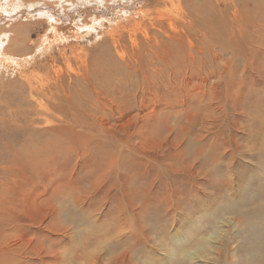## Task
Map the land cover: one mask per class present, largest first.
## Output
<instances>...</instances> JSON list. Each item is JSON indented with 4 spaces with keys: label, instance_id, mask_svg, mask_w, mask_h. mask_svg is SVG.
Masks as SVG:
<instances>
[{
    "label": "bare ground",
    "instance_id": "bare-ground-1",
    "mask_svg": "<svg viewBox=\"0 0 264 264\" xmlns=\"http://www.w3.org/2000/svg\"><path fill=\"white\" fill-rule=\"evenodd\" d=\"M41 1L3 0L0 22L20 4L52 30L127 9ZM167 3L151 42L112 39L109 72L78 57L70 82L0 107V264H264V8L229 22ZM36 23L1 25L0 50Z\"/></svg>",
    "mask_w": 264,
    "mask_h": 264
},
{
    "label": "rangeland",
    "instance_id": "rangeland-1",
    "mask_svg": "<svg viewBox=\"0 0 264 264\" xmlns=\"http://www.w3.org/2000/svg\"><path fill=\"white\" fill-rule=\"evenodd\" d=\"M2 1L0 0V3ZM72 1L84 2L83 0ZM115 1L124 5L127 9L120 12L121 9L118 8L113 13L111 12V15L106 16L107 19H104V23H101V25L95 16L96 14L91 17L74 14L77 17L76 20L60 21L52 30L46 18H38L40 17L38 13H35L34 9H29L28 6H24V4H20V8L16 9L10 17L3 15L4 20L0 22V26L2 25L6 30H9L11 26L16 28L21 25V28H26L27 24L37 23L33 25L32 33L29 39L26 40L25 50L13 51L9 55L4 53L6 46L2 48V51L0 50V107L7 108L12 103H22L24 95L27 96L29 93L28 88L33 86L32 89L35 90L36 87H39L40 81L54 82L57 77H62L70 82V77L73 79L75 77V74L71 71L72 67L77 70L79 66V63L76 64V58L78 57L89 62L91 67L98 62L97 67L102 74L109 72V70L104 71L103 60L106 59L108 51L114 52L115 43H113V40H118L121 36L127 40L129 37L134 39L135 34L140 44L151 42L158 30L161 31L159 25L155 23L160 18L159 14L165 10V7H172L169 3L166 5L165 0H138L140 6L132 4L137 0H130V2H127L128 0ZM167 1L171 2L178 12L212 9L214 13L224 17V20L229 22L236 21L243 13H251L252 10L255 12L264 8V0ZM101 2L104 3L103 0H91L88 3L84 2V4L85 7L98 5V7H101ZM144 2L148 4L145 8L142 5ZM44 3L59 10L62 17L66 11H73V7H69V3H60V0H42L40 5L44 7ZM55 3H58V5H55ZM108 3L110 6L114 4L113 0H109ZM160 3L163 4L160 5ZM104 4L106 5V2ZM130 7L134 10L128 11ZM140 7L148 14L145 13L146 19L143 22L137 16L138 12L135 11ZM61 9L63 10L61 11ZM39 22H42V24H39ZM150 22L153 25H150ZM84 23H91L95 30L93 31L89 27L81 29ZM121 45L126 47L127 52H131V54L138 47L131 39L130 42L122 41ZM32 82L34 83L30 85L29 83ZM40 99H42L41 95ZM4 110L6 111V109ZM3 119H8V115H5ZM9 133V131L0 129V136L3 137L0 139V144ZM180 233L183 235L184 231L180 229Z\"/></svg>",
    "mask_w": 264,
    "mask_h": 264
}]
</instances>
